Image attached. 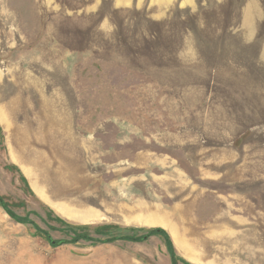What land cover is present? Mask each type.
I'll use <instances>...</instances> for the list:
<instances>
[{
  "label": "rangeland",
  "instance_id": "1",
  "mask_svg": "<svg viewBox=\"0 0 264 264\" xmlns=\"http://www.w3.org/2000/svg\"><path fill=\"white\" fill-rule=\"evenodd\" d=\"M195 1L0 0V264H264V0Z\"/></svg>",
  "mask_w": 264,
  "mask_h": 264
},
{
  "label": "trees",
  "instance_id": "2",
  "mask_svg": "<svg viewBox=\"0 0 264 264\" xmlns=\"http://www.w3.org/2000/svg\"><path fill=\"white\" fill-rule=\"evenodd\" d=\"M237 0H229V4L231 5H234L236 3ZM242 6V5H240ZM235 27H237V24L235 25H232L230 27V29H232V32H234L235 30ZM0 205L7 211V213L9 215H11L12 217H14V214L9 210V206L4 202V200L0 197ZM21 221V220H20ZM154 234H160L162 236H166L165 233L163 231H160V230H156V231H153V232H149L148 234H146L145 236H141V237H132V238H125L127 240H130V241H134V242H140L142 240H145L147 238H149L151 235H154ZM76 238L74 240H72L73 243H76L79 241V239H88L87 236H81V235H77L75 236ZM118 239H121V238H118ZM124 239V238H122ZM108 241H112V240H108ZM167 242V247L169 249V252H170V255H171V259H172V263L173 264H177V257H176V254H175V251L173 249V246L171 244V242L169 240L166 241ZM65 242H60L58 245H61Z\"/></svg>",
  "mask_w": 264,
  "mask_h": 264
},
{
  "label": "crops",
  "instance_id": "3",
  "mask_svg": "<svg viewBox=\"0 0 264 264\" xmlns=\"http://www.w3.org/2000/svg\"><path fill=\"white\" fill-rule=\"evenodd\" d=\"M117 8H132L139 4H143L145 0H114ZM153 6H159L161 10H164L170 4H181L183 6H191L195 0H150Z\"/></svg>",
  "mask_w": 264,
  "mask_h": 264
}]
</instances>
